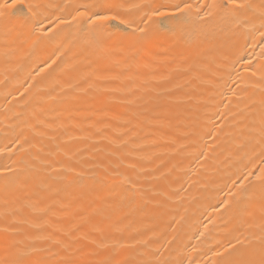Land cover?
<instances>
[{
	"label": "bare ground",
	"instance_id": "6f19581e",
	"mask_svg": "<svg viewBox=\"0 0 264 264\" xmlns=\"http://www.w3.org/2000/svg\"><path fill=\"white\" fill-rule=\"evenodd\" d=\"M34 2L0 23V264H264V0Z\"/></svg>",
	"mask_w": 264,
	"mask_h": 264
},
{
	"label": "snow or ice",
	"instance_id": "6c2138e0",
	"mask_svg": "<svg viewBox=\"0 0 264 264\" xmlns=\"http://www.w3.org/2000/svg\"><path fill=\"white\" fill-rule=\"evenodd\" d=\"M234 2L235 0H230V3ZM41 7L42 6L39 3H35L34 0H4V2L0 4V23L9 22L17 12L22 14L21 21L23 24L42 23L36 19ZM174 7L179 11H183V9H180L179 5H175ZM185 7H190V5H185ZM80 15H83V13H80ZM153 15L156 17H164L168 15V13L156 9L153 11ZM88 20L93 26L100 29L110 26L114 21H118L121 24L125 23V21L119 19L116 14H101L100 12H93L88 17Z\"/></svg>",
	"mask_w": 264,
	"mask_h": 264
}]
</instances>
